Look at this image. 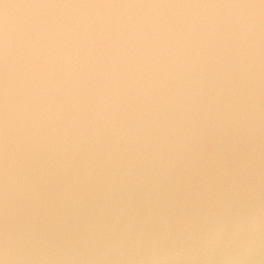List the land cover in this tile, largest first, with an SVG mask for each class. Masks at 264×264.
<instances>
[{
	"label": "water",
	"instance_id": "1",
	"mask_svg": "<svg viewBox=\"0 0 264 264\" xmlns=\"http://www.w3.org/2000/svg\"><path fill=\"white\" fill-rule=\"evenodd\" d=\"M0 264H264V0H0Z\"/></svg>",
	"mask_w": 264,
	"mask_h": 264
}]
</instances>
